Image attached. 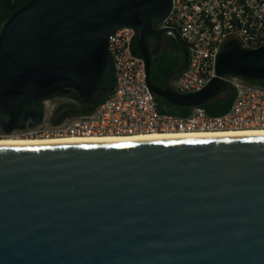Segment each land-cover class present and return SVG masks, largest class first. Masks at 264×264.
I'll return each mask as SVG.
<instances>
[{
    "label": "water",
    "instance_id": "1",
    "mask_svg": "<svg viewBox=\"0 0 264 264\" xmlns=\"http://www.w3.org/2000/svg\"><path fill=\"white\" fill-rule=\"evenodd\" d=\"M172 0H28L0 27V129L39 124L43 100L74 93L85 112L114 84L109 35L136 26L157 98L195 107L221 78L264 81V46L231 40L217 75L183 93L151 79ZM168 37V36H166ZM153 41L151 49L149 43ZM0 264H264V135L0 145Z\"/></svg>",
    "mask_w": 264,
    "mask_h": 264
},
{
    "label": "built area",
    "instance_id": "2",
    "mask_svg": "<svg viewBox=\"0 0 264 264\" xmlns=\"http://www.w3.org/2000/svg\"><path fill=\"white\" fill-rule=\"evenodd\" d=\"M155 28L164 30L168 37L178 32L185 41L188 64L173 81L180 92L193 93L217 75L219 54L229 41L236 40L246 49L264 46V0H172L169 13L155 23ZM136 36V26H124L109 35L114 84L101 102L88 111L56 118V98L45 99L39 124L0 136L44 138L264 128V84L236 74L221 77L234 92L231 106L224 113L210 114L203 105L192 107L188 115L161 111L157 97L147 86L146 60L134 52Z\"/></svg>",
    "mask_w": 264,
    "mask_h": 264
},
{
    "label": "trees",
    "instance_id": "3",
    "mask_svg": "<svg viewBox=\"0 0 264 264\" xmlns=\"http://www.w3.org/2000/svg\"><path fill=\"white\" fill-rule=\"evenodd\" d=\"M28 0H0V27L3 22L13 13L17 8L23 5ZM172 46L170 49H165L159 56L155 65L151 70L152 81L160 85H165L166 80L170 72L179 64L181 56L179 54V48L176 39L172 36ZM134 52L142 56L141 49L137 45V41L134 42ZM249 79V78H248ZM253 82L263 83L264 81H257L249 79ZM73 97L78 99V96L74 93H70ZM60 95V94H59ZM234 92L231 90L224 96L218 97L217 99L203 104L208 113L210 114H221L226 112L232 103ZM104 96L97 100V104L103 100ZM159 102V109L161 111H168L180 115H188L191 111L189 107H180L171 103L166 98H157Z\"/></svg>",
    "mask_w": 264,
    "mask_h": 264
},
{
    "label": "bare ground",
    "instance_id": "4",
    "mask_svg": "<svg viewBox=\"0 0 264 264\" xmlns=\"http://www.w3.org/2000/svg\"><path fill=\"white\" fill-rule=\"evenodd\" d=\"M264 135V128H249L222 131H178V132H150L139 135H70L63 137H0V145H41L76 142H116L135 141L145 139H175V138H205L226 136H256Z\"/></svg>",
    "mask_w": 264,
    "mask_h": 264
},
{
    "label": "flooded vegetation",
    "instance_id": "5",
    "mask_svg": "<svg viewBox=\"0 0 264 264\" xmlns=\"http://www.w3.org/2000/svg\"><path fill=\"white\" fill-rule=\"evenodd\" d=\"M169 38L165 36L164 42L162 43L161 46V53L165 50V49H170L172 44L169 43ZM155 43L153 41H151L149 43V47L152 49L154 47ZM157 86L163 87L164 85H160L159 83L156 84ZM60 94V95H59ZM58 95L52 97V98H56L57 100V104H58V109H57V113H56V118H60L66 114L67 110L73 108L72 105H80V101L79 98H75L73 97L70 93L67 94H62L59 93ZM61 97V98H60ZM4 132L0 129V134H3Z\"/></svg>",
    "mask_w": 264,
    "mask_h": 264
},
{
    "label": "rangeland",
    "instance_id": "6",
    "mask_svg": "<svg viewBox=\"0 0 264 264\" xmlns=\"http://www.w3.org/2000/svg\"><path fill=\"white\" fill-rule=\"evenodd\" d=\"M169 38V43H171L172 42V37H168ZM172 84H173V86L175 85V83H174V81L172 82ZM61 98V97H60ZM57 100V99H56ZM8 136H11V135H8ZM0 137H5V136H0ZM16 137V136H15Z\"/></svg>",
    "mask_w": 264,
    "mask_h": 264
}]
</instances>
